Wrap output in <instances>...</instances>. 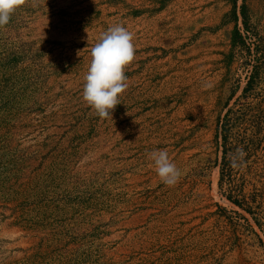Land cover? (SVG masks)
<instances>
[{
  "label": "rangeland",
  "instance_id": "374dc122",
  "mask_svg": "<svg viewBox=\"0 0 264 264\" xmlns=\"http://www.w3.org/2000/svg\"><path fill=\"white\" fill-rule=\"evenodd\" d=\"M116 24L136 58L101 119L83 87ZM0 264H264V0H26L0 28Z\"/></svg>",
  "mask_w": 264,
  "mask_h": 264
},
{
  "label": "clouds",
  "instance_id": "9594fccd",
  "mask_svg": "<svg viewBox=\"0 0 264 264\" xmlns=\"http://www.w3.org/2000/svg\"><path fill=\"white\" fill-rule=\"evenodd\" d=\"M25 3L26 0H0V28L8 25L12 14ZM91 57L85 76L83 100L101 119H112L114 109L121 105L122 94L129 86L125 69L136 58L133 33L122 24L110 26L92 47ZM237 153L243 161L246 156L244 150L239 148ZM149 159L165 185L171 187L179 182L181 172L166 149L149 153ZM232 166H241L235 157Z\"/></svg>",
  "mask_w": 264,
  "mask_h": 264
},
{
  "label": "trees",
  "instance_id": "16d2710c",
  "mask_svg": "<svg viewBox=\"0 0 264 264\" xmlns=\"http://www.w3.org/2000/svg\"><path fill=\"white\" fill-rule=\"evenodd\" d=\"M243 18L245 21V24H247L246 21V7L244 6L243 8ZM249 90V88L247 87L245 89V92H247ZM231 110L227 113L224 123L222 124V140H223V160H222V164L220 167V185L222 186L223 182L227 181L231 184H233V179H232V172L229 169V166L231 165L232 161L231 158L233 159L235 157L237 153V149H239L238 145L232 146L230 139L231 134H232V119L230 117ZM258 117V116H257ZM254 123H253V127H254ZM236 188H238L237 185H234ZM234 187V188H235ZM227 198L233 202L234 204L243 207V203L238 199L235 198L232 194L228 195ZM249 213H252L251 209H247Z\"/></svg>",
  "mask_w": 264,
  "mask_h": 264
}]
</instances>
